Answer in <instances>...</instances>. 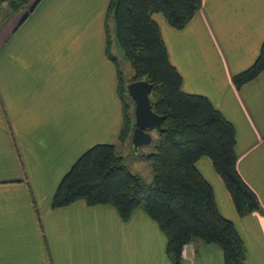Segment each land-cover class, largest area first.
<instances>
[{
  "label": "crops",
  "instance_id": "obj_1",
  "mask_svg": "<svg viewBox=\"0 0 264 264\" xmlns=\"http://www.w3.org/2000/svg\"><path fill=\"white\" fill-rule=\"evenodd\" d=\"M108 1L40 0L23 20L11 13L2 25L0 264H173L141 211L121 219L108 205H49L85 149L119 141L115 66L104 51ZM157 22L182 89L206 96L233 125L235 168L259 210L239 217L210 162L197 167L242 239L245 263L264 264V69L238 88L231 81L264 38V0H201L183 29ZM178 264H222V254L194 241Z\"/></svg>",
  "mask_w": 264,
  "mask_h": 264
},
{
  "label": "trees",
  "instance_id": "obj_2",
  "mask_svg": "<svg viewBox=\"0 0 264 264\" xmlns=\"http://www.w3.org/2000/svg\"><path fill=\"white\" fill-rule=\"evenodd\" d=\"M11 13L24 19L40 0H0ZM201 0H109L103 35L105 55L114 63L108 19L113 39L130 67L124 80L116 67V92L121 104L118 140L130 136L133 102L126 84L144 79L150 84L151 110L161 116L153 151L137 154L150 163L146 182L130 171L111 143H95L71 164L49 201L52 208L81 200L89 206H111L121 219L133 211L146 215L165 237V254L173 264L181 248L194 241L218 246L222 264H246L245 247L233 223L218 210L213 190L197 162L207 159L241 217L259 210L252 190L235 168V131L210 100L182 89V77L170 62L156 15L173 30L183 29L199 11ZM264 69V38L253 61L231 75L238 88ZM131 111H130V110ZM152 129H148L150 131Z\"/></svg>",
  "mask_w": 264,
  "mask_h": 264
},
{
  "label": "rangeland",
  "instance_id": "obj_3",
  "mask_svg": "<svg viewBox=\"0 0 264 264\" xmlns=\"http://www.w3.org/2000/svg\"><path fill=\"white\" fill-rule=\"evenodd\" d=\"M11 16V11L7 7L6 3L0 2V31L2 30V25L4 22H6ZM160 22H163L162 17L160 15L155 16ZM108 25H109V34H110V40L111 45L109 47L110 53L113 55L115 59V65L118 68V70L121 73V76L126 79L130 76L131 71L128 63L123 58L120 49L116 45L114 39H113V33H112V22L111 19H108ZM2 31L0 32V34ZM130 110V109H129ZM131 111V110H130ZM149 134L151 136V141L147 144H141L138 146L137 151H133L132 144H131V134L128 136L124 141H117L115 144H113L114 149L123 156L125 164L129 167L130 171L133 173H137L140 177H142L146 182H149L151 180V169H150V163L148 160H146L143 157L138 156L137 154H146L151 151H153V143L157 136L156 130L152 129L149 131ZM205 175L211 174V172H204L202 168H200ZM212 175V174H211ZM213 176V175H212ZM214 177V176H213Z\"/></svg>",
  "mask_w": 264,
  "mask_h": 264
},
{
  "label": "water",
  "instance_id": "obj_4",
  "mask_svg": "<svg viewBox=\"0 0 264 264\" xmlns=\"http://www.w3.org/2000/svg\"><path fill=\"white\" fill-rule=\"evenodd\" d=\"M126 90L133 102V123L130 137L133 151L136 152L138 146L151 141L148 129L159 128L162 118L150 108L148 97L150 84L146 80L130 81L126 84Z\"/></svg>",
  "mask_w": 264,
  "mask_h": 264
},
{
  "label": "built area",
  "instance_id": "obj_5",
  "mask_svg": "<svg viewBox=\"0 0 264 264\" xmlns=\"http://www.w3.org/2000/svg\"><path fill=\"white\" fill-rule=\"evenodd\" d=\"M187 245H188V244H184V245L182 246L181 251H180L181 255L184 254V251H185V248H186Z\"/></svg>",
  "mask_w": 264,
  "mask_h": 264
}]
</instances>
